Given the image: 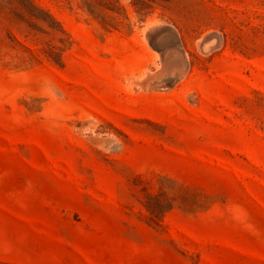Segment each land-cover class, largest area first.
Segmentation results:
<instances>
[{"label":"rangeland","instance_id":"obj_1","mask_svg":"<svg viewBox=\"0 0 264 264\" xmlns=\"http://www.w3.org/2000/svg\"><path fill=\"white\" fill-rule=\"evenodd\" d=\"M0 264H264V0H0Z\"/></svg>","mask_w":264,"mask_h":264}]
</instances>
